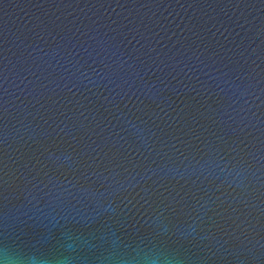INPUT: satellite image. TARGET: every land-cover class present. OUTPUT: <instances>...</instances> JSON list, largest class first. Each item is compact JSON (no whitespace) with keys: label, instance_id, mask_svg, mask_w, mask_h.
<instances>
[{"label":"water","instance_id":"water-1","mask_svg":"<svg viewBox=\"0 0 264 264\" xmlns=\"http://www.w3.org/2000/svg\"><path fill=\"white\" fill-rule=\"evenodd\" d=\"M0 264H264V0H0Z\"/></svg>","mask_w":264,"mask_h":264}]
</instances>
